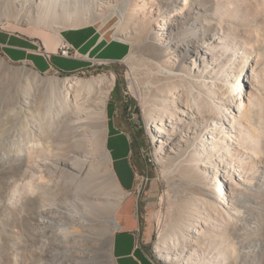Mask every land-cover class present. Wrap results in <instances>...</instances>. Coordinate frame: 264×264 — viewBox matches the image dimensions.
<instances>
[{"label": "rangeland", "instance_id": "1", "mask_svg": "<svg viewBox=\"0 0 264 264\" xmlns=\"http://www.w3.org/2000/svg\"><path fill=\"white\" fill-rule=\"evenodd\" d=\"M89 1V4L79 2L76 10L70 11L63 10L64 7L57 4L47 14V6L39 7L36 4L28 7L33 5L32 1L28 6L24 4L13 8L8 0H0V32L34 39L36 42L44 41L51 49L63 39V31L91 27L100 30V35H104L107 41L118 42L128 49V58L120 62L100 64L102 61L95 60L74 74H58L55 71L40 74L28 64L12 62L0 50V264H116L112 244L117 229L110 222L112 207L104 198L91 197L102 189L93 174L81 175L77 179H70L68 173L46 177L44 189L33 194L23 188L31 181H37L30 179V176L24 177L17 166L19 151L32 147L34 143L31 132L35 127V120L29 118L27 113H20V108L25 106L16 104V96L20 95L28 101L54 78L78 77L92 81L109 78L111 75L116 78L108 101L111 166L123 186L133 184V191L138 189L149 201L145 213L154 230L150 246L157 261L160 264H178L167 262L155 251L163 236L171 239L175 237L179 222L190 209L189 197L182 193L188 183L181 180L179 173L168 174L173 163H169L165 153L159 155L160 149L151 129L153 123L145 114L143 101L149 94L148 84L162 80L159 76L153 80L157 75V62L170 59L171 67L189 73L193 68L191 57L195 47L189 46L192 51L184 48L183 39L172 44L170 49L164 46L167 44V37L155 25L160 17L157 15L160 10V5L157 6L159 0H155L156 9L152 14L145 18L132 17L131 22L123 27L124 30L119 27L118 16L111 17L105 23L109 14L107 11L101 12L98 7L99 2L108 0ZM125 1L110 0V4L122 6ZM189 2L191 0H188L186 6H189ZM181 6H185V0L180 1L177 12L188 18L190 15H187V9L182 11ZM190 7L199 12L197 18L200 25L197 26L199 31L196 38H210L214 34L216 39L222 41L211 50L216 62L220 64L219 71H229L225 69L228 62L230 68L235 70L233 75L236 78L234 77L230 85L217 81L216 77L207 79L220 85L227 84L225 88L229 91L228 96H239L241 91L247 93V86L256 94L255 105L251 108L252 113L250 112L248 123H244V126L251 125L253 130L248 131H252V135L258 140H249L244 144L243 141L241 143L233 138L234 143L230 144L236 150L237 156H226V160L221 158L222 162H218L216 155L208 161L214 163L212 176L220 168L222 172L226 171L231 183L241 185L240 197L246 206L253 209L254 215L261 219V233L250 239L248 245L240 243L238 236L230 239V243L235 242L236 245L232 264H264V255H260V251L264 249V0H198ZM165 11L168 9L162 10ZM205 19L208 25H203ZM56 22L64 29L55 30L52 26ZM178 24L174 28L178 29ZM210 42L205 41L203 46ZM117 49L113 46L103 53V57L119 55L120 51ZM59 64L70 67L74 63L64 59ZM244 65L246 68L243 70ZM212 68L213 66L210 70ZM203 72L205 73L200 77L214 75L213 71ZM238 76L240 79L237 80ZM130 77H134L135 85L131 83ZM220 112L217 110L214 114L220 116ZM230 136L234 137L231 133ZM61 137L65 139L63 133ZM61 137H57L55 141L59 143ZM221 139L222 136L216 137L217 142ZM64 142L67 147L70 146L69 139ZM160 156L166 159L163 163L158 160ZM243 157L250 164L247 172H242L239 167ZM104 177L108 178V175L104 174ZM242 178L245 182L240 181ZM109 187L111 194L117 195V189L112 184ZM43 207L51 212L55 220L45 229L39 228L35 222L36 211ZM118 212L119 210L117 223ZM65 227L73 231L72 241L78 236L77 242L80 243L75 246L76 255L74 253L72 256H64L59 252L61 247L55 235ZM245 232L249 233L247 225ZM199 251L205 257L209 250L201 248ZM82 252L88 253L92 258L81 259Z\"/></svg>", "mask_w": 264, "mask_h": 264}, {"label": "bare ground", "instance_id": "2", "mask_svg": "<svg viewBox=\"0 0 264 264\" xmlns=\"http://www.w3.org/2000/svg\"><path fill=\"white\" fill-rule=\"evenodd\" d=\"M30 1L33 5L28 6L32 4ZM154 1L126 0L120 6L112 5L108 0L99 2L98 9L109 14L105 23L111 17L118 16L119 27L123 28L134 16L145 18L146 15L152 14L157 3ZM180 1L159 0L157 6L160 5V10L157 15L160 17L155 25L159 30L164 31L162 35L167 37V44L164 45L167 49L181 39L185 44L184 48L195 47L191 57L193 68L191 72L186 73L171 67L170 59L157 62V75L153 80L159 77L162 80L148 84L149 94L144 98L143 108L148 120L153 123L151 129L155 135L156 145L160 149L159 155L165 153L169 163H173L168 174L179 173L181 180L188 183L187 187H184L188 189H182V193L188 195L190 209L184 216L185 221L181 219L179 222L175 237L171 239L163 236L155 253L157 252L167 262L178 264H232L231 259L236 254V245L235 242L230 243V239L233 240L232 238L238 236L240 243L248 245L250 239L261 233V219L254 215L253 209L246 206L240 197L241 185L231 183L226 171L222 172L220 168H217L212 176L214 163L208 160L218 155L216 161L222 162L221 158L226 160V156L230 158L232 155L237 156L236 150L230 144L233 138L241 143L243 141L244 144L249 140H258L252 135V131H248L253 130L251 125L244 126L249 119L251 108L255 105L256 94L252 92L250 86H247V89L249 88L247 93L241 91L239 96H228L229 91L225 87L234 81L235 70L230 68L228 62L225 69L229 71H219L220 64L218 65L215 55L211 53V50L222 42L221 39H216L214 34L210 38L206 36L208 38L197 39L199 31L197 26L200 25L197 18L199 12L190 6L198 0H191L189 6H186L188 0H185V6H181L182 11L187 9V15H190L188 18L177 12ZM8 2H11L13 8L24 4L28 7L36 4L39 7L47 6L49 10L46 12L50 14L57 4L64 7L63 10L70 11L76 10L79 2L89 4L90 1L8 0ZM165 8L168 11L162 12ZM173 14L176 15L172 16ZM205 21L206 19L203 25H208ZM177 24L180 25L178 29L174 28ZM52 27L58 31L64 29L57 22ZM207 40L211 42L203 46ZM189 51L192 49L189 48ZM245 68L246 65L243 66V70ZM203 70L213 71L214 75L200 77L205 73ZM198 77L201 79L198 80ZM212 77L227 84L220 85L207 79ZM130 81L133 85L136 84L134 77H130ZM115 84L114 75L92 81L78 77L54 78L28 101L20 95L16 96V104L25 106L20 108L21 114L27 113L29 118L35 120V127L31 132L34 143L32 147L22 148L19 151L17 166L24 177L30 176V179H35L37 182L31 181L23 190L28 189L33 194L41 192L46 177H56V174L68 173L70 179L93 174L102 189H99L98 193H92L91 197L104 198L110 204L112 207L110 222L116 230L119 227L116 221L117 211L128 193L118 181L111 166L108 101ZM241 90L244 88L241 87ZM234 91L236 92V89ZM217 110L221 111L220 116L214 114ZM62 133L65 139L61 137ZM230 133L234 137L230 136ZM217 136H222L221 141H216ZM57 137H61L59 143L55 141ZM68 139L69 147L64 142ZM166 159L160 156L158 160L163 163ZM249 165L248 160L243 157L239 167L242 172H247ZM104 174H107L108 178L104 177ZM240 181L245 182L243 178ZM110 184L117 189V195L111 194ZM181 187L183 188L182 185ZM54 221L46 207L38 209L35 213L36 225L41 229L47 228ZM254 224L257 226H253ZM246 225L249 233H244ZM68 228H62L55 235L61 247L59 252L64 256H72L74 253L76 255V247L80 243L77 242V235L72 241L74 234ZM86 239L90 242V239ZM201 248L209 250L205 251L206 254L203 253L205 257L200 254ZM82 254L81 259L92 258L86 252ZM260 255H264V249L260 251Z\"/></svg>", "mask_w": 264, "mask_h": 264}, {"label": "crops", "instance_id": "3", "mask_svg": "<svg viewBox=\"0 0 264 264\" xmlns=\"http://www.w3.org/2000/svg\"><path fill=\"white\" fill-rule=\"evenodd\" d=\"M62 33L63 39L75 48L76 58L68 59L60 56L57 49L60 41L49 49L44 41L36 42L34 39L7 32H0V50L12 62L28 64L40 74L52 71L74 74L85 69L95 60L120 62L128 56L125 45L107 41L104 35H100V30L80 27ZM113 46L118 48L119 55L103 57V53ZM64 59L74 64L63 67L59 61ZM123 188L128 195L119 208L117 218L119 227L113 237V256L116 264H160L150 246L154 230L145 213L149 201L138 189L133 191V184Z\"/></svg>", "mask_w": 264, "mask_h": 264}, {"label": "built area", "instance_id": "4", "mask_svg": "<svg viewBox=\"0 0 264 264\" xmlns=\"http://www.w3.org/2000/svg\"><path fill=\"white\" fill-rule=\"evenodd\" d=\"M58 52L60 54V56L64 57V58H76L77 57V52L75 50V48L67 41H65L64 39L62 40V42L59 44V46L57 47ZM47 57H49V54H47ZM109 62L107 61H102L100 62V64H108ZM56 73H60V71H55Z\"/></svg>", "mask_w": 264, "mask_h": 264}, {"label": "trees", "instance_id": "5", "mask_svg": "<svg viewBox=\"0 0 264 264\" xmlns=\"http://www.w3.org/2000/svg\"><path fill=\"white\" fill-rule=\"evenodd\" d=\"M137 114L139 115V114H140V112L138 111V112H137Z\"/></svg>", "mask_w": 264, "mask_h": 264}]
</instances>
